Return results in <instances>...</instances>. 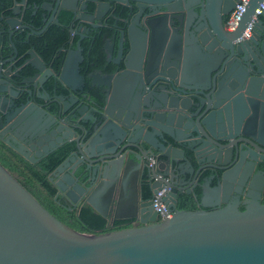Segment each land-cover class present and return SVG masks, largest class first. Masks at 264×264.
Segmentation results:
<instances>
[{"label":"water","instance_id":"obj_1","mask_svg":"<svg viewBox=\"0 0 264 264\" xmlns=\"http://www.w3.org/2000/svg\"><path fill=\"white\" fill-rule=\"evenodd\" d=\"M46 1L43 5L51 9L41 6L50 12L46 25L57 23L60 10L74 11L77 2L97 3V21L98 0ZM109 1L128 5L136 12V23L126 27V49L119 33L118 60L112 63L120 70L90 76V85L102 90L99 105L84 96L85 103L79 102L81 92L73 83L81 79L78 42L58 72L49 74L53 90L57 84L65 95L47 98L39 80L45 66L29 50L27 64L35 73L23 83L30 84L25 94L34 98L18 105L0 98V139L23 160L34 164L61 145L72 144L50 172L53 199L62 197L71 211L90 207L105 220L106 232L72 230L0 165V264H264V176L253 185L244 163L253 159L243 153L245 144L264 147V10L246 41L256 58L247 60L243 42H236L263 0L248 2L232 32L223 31L210 16L213 8L222 10L223 2L217 9L202 0L189 19L193 8L188 0L181 1L182 12L172 10L174 0L105 3ZM72 18L85 20L74 12ZM2 20L9 30L13 23L19 25L11 17ZM182 31L193 36L195 61L189 58V48H179ZM73 35L80 37L76 31ZM107 44L105 40L102 49L111 57L112 44ZM230 58L237 63L228 62ZM238 61L243 67H237ZM5 75L0 68V87ZM51 103L53 114L46 108ZM151 155L158 161L148 167ZM206 170L209 175L194 183ZM144 183L150 192L146 199L141 194ZM193 183L200 189L197 209L177 210L178 193L190 194ZM162 188L170 216L159 220L151 199ZM124 190L130 195L125 201ZM231 192L244 198L242 211ZM114 222L128 227L112 230Z\"/></svg>","mask_w":264,"mask_h":264},{"label":"flooded vegetation","instance_id":"obj_2","mask_svg":"<svg viewBox=\"0 0 264 264\" xmlns=\"http://www.w3.org/2000/svg\"><path fill=\"white\" fill-rule=\"evenodd\" d=\"M21 1H16L12 0L11 5L9 6V14H5L3 11H0V68L1 70L6 72V75L4 76V85L0 87L4 93L0 95L5 96L8 98H11L14 100L15 104H23L25 101L32 100L34 98L33 93L31 96H27L25 94L26 90H31L30 84L23 83L25 82L26 78L33 76L35 73L30 66H28V62L31 60L29 59L30 57L26 55V52L31 50L44 64V77L40 78L39 80L41 82H44L43 84V90L48 94V99L51 97L53 93L56 95H65L66 92L62 90L61 87H59L57 84L55 86V89L53 90V78L49 77V74H52L54 72H58L60 69V66L62 64V60L65 56V54L68 52V50H75V44L76 42L79 43V47L81 49L80 56L82 60L78 64V74L80 75L81 79L80 80H73L74 86H76L78 89H80L81 94L75 93V95H79V102L82 104L85 103L86 99L81 98V96L84 97H92V92H96L97 90L99 93H102V90L98 87L91 86L90 81H92V78L90 77L91 75H97V74H116L120 70V65L117 66L116 64L112 63V61H117L118 57H115V50L117 49V40L119 38V33L123 32V48H127L126 42H125V30L126 27L129 24L135 25L136 19H135V14L136 12L132 10L131 12L128 10V5L126 4H119L115 2H108L105 3V0H98L99 4L98 5V13H97V21L94 20V17L96 16V8H97V3H91V2H85L84 4L81 2H77L74 7V11H69V10H60V12L57 15V23H49L46 25L44 20H47L49 17L50 12H45L42 8L44 9H50V6L43 5V3L47 2L46 0H42L38 5H26V0H24V3L22 4ZM182 0H174L172 4V10H180V12L183 11V3H181ZM190 7L193 9L189 13V19L195 17V10L194 7H197L198 5H201L202 0H188ZM209 4L217 5V9H219L220 4L223 2V7L222 10L218 11L216 9H212L210 12V16L212 17L215 25L219 26L221 25V29L225 32H228L227 29L225 28V23L226 20L228 19V16H222L223 12H227L228 9L231 7L233 4L234 0H208ZM14 2L16 4H14ZM52 4V3H50ZM106 4L107 6H105ZM18 7V10H15L14 8ZM28 8L32 9V15L35 13L39 12L42 19V26L40 28L36 27H31L29 23H25L23 21V13L25 10ZM221 8V7H220ZM5 10V9H4ZM61 12H68L71 16V21L68 25L67 28V40L56 46L54 53L51 55L50 59L48 61H45L43 57L40 56L39 50L41 48L46 49L48 43L45 41L43 36L47 32V29L52 26V25H58V16ZM73 12L84 18L85 20L83 21H73L72 14ZM179 12V13H180ZM14 13V15H13ZM17 13V14H15ZM12 14V16H10ZM3 17H11L19 22L18 24L13 23V28L8 29L7 25L4 24V20H2ZM93 18V20H92ZM258 16L255 18L253 25L251 27V33L247 39H241L238 42H243V45L241 46L245 58L247 60H250L251 58H256V54L254 53L253 49L247 45V40L251 37L253 33V29L255 24L257 23ZM69 29L72 32H68ZM84 30L83 32L81 30ZM8 31V32H6ZM76 31L79 36L73 35V32ZM106 31H109L110 33L107 34ZM103 33V34H102ZM103 35V40H102V45H101V52L103 54L102 56V62L97 66V63L95 62H88V58L85 57L83 54V47L81 45V42L83 40H87L89 37L94 39L95 35ZM71 36V37H70ZM177 38L176 35L174 34V38ZM108 40V44L106 45V48H108L109 44H112V55L109 57L106 52L103 51V45L104 41ZM237 40V39H236ZM92 41V40H91ZM178 44L179 48H189V58H191L192 61H195V53L193 51V47L195 46L194 39L191 33H186L184 36V31H182L181 36H179L178 39ZM71 44V45H70ZM176 39L173 40V45H176ZM23 45L25 48L22 52L18 50V46ZM72 59H76V57H72ZM30 60V61H29ZM60 61L59 67H55V62ZM231 64L237 63L235 59L230 58L228 60ZM85 63H88V68H86ZM244 62L238 61L237 67H243ZM95 80V78L93 79ZM96 90V91H95ZM97 91V92H98ZM103 95V94H102ZM46 98V96H43ZM2 100V99H0ZM36 102L42 103L41 101L35 99ZM47 110L49 113L53 114L55 111V105L54 104H48L46 106ZM259 123V118H256V130L258 129V124ZM5 135L3 136V138ZM0 143L4 144L1 139ZM6 148H9L7 145L4 144ZM244 150V156L245 157H251L253 159L252 163L244 162L247 165L245 166V170L247 171L248 175L247 176H252L254 178V184L257 186L259 183L260 179L262 176H264V147H250L249 145H244L243 146ZM10 149V148H9ZM13 151L12 149H10ZM14 152V151H13ZM154 159V165L157 159V155H151L149 157ZM42 159V158H41ZM148 159V160H149ZM40 160V159H39ZM38 160V161H39ZM37 161V162H38ZM36 162V163H37ZM33 164V163H32ZM35 164V163H34ZM149 165L148 162V167L152 166ZM50 176V174H49ZM199 176L195 179L194 183L198 184V179ZM49 178V177H48ZM194 183L192 184L193 186L191 187V193H193V190L197 187L194 186ZM146 184V183H145ZM264 184V183H263ZM148 185V184H147ZM264 186V185H263ZM56 191V190H55ZM245 192V194L248 192V189H242L241 192ZM184 193V192H180ZM178 193V194H180ZM142 194V191H141ZM185 194V193H184ZM178 196V195H177ZM231 198H236L238 197L237 195L233 194L231 192ZM264 196V190L260 194V204L261 199ZM239 202H238V210L242 211L243 210V205L241 204L243 201V197H238ZM59 200H62L64 203V207L70 206L69 203L63 199L62 197L58 196ZM78 208V207H76ZM76 209L72 210L75 211Z\"/></svg>","mask_w":264,"mask_h":264},{"label":"trees","instance_id":"obj_3","mask_svg":"<svg viewBox=\"0 0 264 264\" xmlns=\"http://www.w3.org/2000/svg\"><path fill=\"white\" fill-rule=\"evenodd\" d=\"M12 0H0V11L5 14H9V6ZM20 1V0H16ZM42 0H26V5H38ZM5 9V10H4ZM42 17L39 12L32 15V9L28 8L23 13V21L32 25L31 27L40 28L42 26ZM71 21V16L68 12H61L58 16V25H52L47 29V32L43 36L48 43L47 48H41L39 54L45 61H48L51 55L54 53L56 46L64 43L67 40V28ZM109 34V31H106ZM103 34V33H102ZM95 35L94 39L88 38L83 40L81 45L83 47V54L88 58V62H95L97 66L102 62L101 45L103 35ZM92 40V41H91ZM24 46H18V50L22 52ZM60 61L55 62V67H59ZM88 70V63H85ZM96 91V90H95ZM98 91V90H97ZM92 92V100L96 104L102 102V93ZM72 150V144L66 143L49 153L47 156L40 159L37 163L32 164L23 160L15 152L6 148L4 144L0 143V165L4 167L16 181L29 192L35 200L54 218L61 223L65 224L72 230L82 234H101L106 232L104 229L106 222L98 214L94 213L90 207L83 205L78 206L75 211L67 210L64 207L62 200L56 198L55 200V188L49 182L48 177L50 172L58 166L68 153ZM209 175V171H203L198 179V184ZM215 184V179L211 180L210 185ZM142 197L144 199L150 197L148 185L144 183L141 188ZM200 197V189L197 186L192 194L180 193L176 199L177 210L193 211L197 209V202ZM261 203L264 204V196L261 199ZM114 229L119 230L128 227L125 222H114Z\"/></svg>","mask_w":264,"mask_h":264},{"label":"built area","instance_id":"obj_4","mask_svg":"<svg viewBox=\"0 0 264 264\" xmlns=\"http://www.w3.org/2000/svg\"><path fill=\"white\" fill-rule=\"evenodd\" d=\"M249 1L250 0H238V2L235 4L225 23V28L227 29L228 32H232L235 29ZM263 10H264V0L260 2L257 5V7L254 9V14L250 17V22L247 24L246 28L242 31L240 37L236 40V42H238L241 39H247L249 37L251 33V27L253 25L255 18L259 16ZM154 162L155 161L153 158L149 159V165H152ZM163 196H164V188L160 189L155 194H153L151 199L152 208L157 213L159 220L162 219L163 215L167 217L170 216V213L167 210L166 205L164 204V202H162Z\"/></svg>","mask_w":264,"mask_h":264},{"label":"crops","instance_id":"obj_5","mask_svg":"<svg viewBox=\"0 0 264 264\" xmlns=\"http://www.w3.org/2000/svg\"><path fill=\"white\" fill-rule=\"evenodd\" d=\"M129 193L127 191H123V195H121V198H123V201H125V199H127L129 197Z\"/></svg>","mask_w":264,"mask_h":264}]
</instances>
